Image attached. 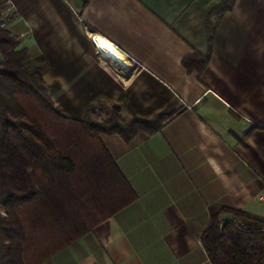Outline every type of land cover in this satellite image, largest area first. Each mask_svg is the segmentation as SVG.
Returning <instances> with one entry per match:
<instances>
[{"label": "crops", "instance_id": "obj_1", "mask_svg": "<svg viewBox=\"0 0 264 264\" xmlns=\"http://www.w3.org/2000/svg\"><path fill=\"white\" fill-rule=\"evenodd\" d=\"M228 1L4 0L60 115L83 121L97 101L127 125L172 115L129 143L100 136L136 200L42 264H211L209 206L264 219V0ZM208 52L201 73L183 67Z\"/></svg>", "mask_w": 264, "mask_h": 264}, {"label": "trees", "instance_id": "obj_2", "mask_svg": "<svg viewBox=\"0 0 264 264\" xmlns=\"http://www.w3.org/2000/svg\"><path fill=\"white\" fill-rule=\"evenodd\" d=\"M7 22H0V264H42L136 200L100 136L129 143L155 135L172 115L127 125L117 106L101 101L83 121L60 115L42 79L46 61L32 60L1 27ZM209 53L188 56L182 65L199 74ZM97 107L107 108L101 121L93 117ZM208 214L200 242L211 264L264 262L263 218L220 204Z\"/></svg>", "mask_w": 264, "mask_h": 264}, {"label": "bare ground", "instance_id": "obj_3", "mask_svg": "<svg viewBox=\"0 0 264 264\" xmlns=\"http://www.w3.org/2000/svg\"><path fill=\"white\" fill-rule=\"evenodd\" d=\"M99 51L108 59L123 64L121 58L117 55L116 51L108 43L102 40H98Z\"/></svg>", "mask_w": 264, "mask_h": 264}, {"label": "rangeland", "instance_id": "obj_4", "mask_svg": "<svg viewBox=\"0 0 264 264\" xmlns=\"http://www.w3.org/2000/svg\"><path fill=\"white\" fill-rule=\"evenodd\" d=\"M4 4H5V3H1L0 7H1V6H2V7H5ZM1 14H3L2 11H0V22H1V20L4 18V17H3L4 15H2V18H1ZM1 27H2V28H6V26H5L4 24L1 25ZM97 108H99V109L96 110V114H94L93 117H95V120H97V121H101V120L105 119V117H106L105 114L107 113V108H106V109H100V107H97ZM1 216H2V217L4 216V213H3V212L1 213Z\"/></svg>", "mask_w": 264, "mask_h": 264}, {"label": "built area", "instance_id": "obj_5", "mask_svg": "<svg viewBox=\"0 0 264 264\" xmlns=\"http://www.w3.org/2000/svg\"><path fill=\"white\" fill-rule=\"evenodd\" d=\"M6 13H7V14H8V13H10V10H9V9H7V10H6Z\"/></svg>", "mask_w": 264, "mask_h": 264}]
</instances>
